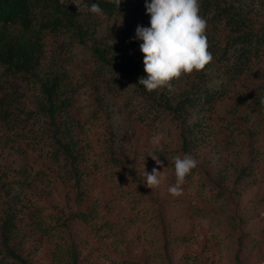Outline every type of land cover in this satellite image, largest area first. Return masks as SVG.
Here are the masks:
<instances>
[{
    "label": "rangeland",
    "instance_id": "obj_1",
    "mask_svg": "<svg viewBox=\"0 0 264 264\" xmlns=\"http://www.w3.org/2000/svg\"><path fill=\"white\" fill-rule=\"evenodd\" d=\"M89 1L73 0L71 4L79 13L84 27L94 29L95 36L108 35L110 44L123 47L127 34L121 22L130 21L136 30V15L139 18L140 13H135V9L143 10L145 7L139 5L145 4L146 0H121L120 4L128 7L127 12L119 11L120 14L112 18L92 14ZM244 1V7L250 5L258 13L264 11V0ZM144 27H150V23ZM61 38L65 44L64 69L72 85L80 89L78 105L83 119L81 142L87 153L86 163L94 166L92 170L99 178L89 188L98 202L95 204H107L110 218L103 213L105 205H101L93 211L88 222L77 227L82 234L79 253L86 258V264H167L163 250L166 237L171 241L174 264H264V177L254 181L256 185L253 187L245 185L236 198L240 209L246 213L248 227L247 230L245 228L247 234L244 233L246 250L241 252L238 241L242 235L237 231L234 208L227 192L223 194L215 189L199 169L195 168L186 177L183 195L174 197L169 193V187L175 184L174 163L171 161L177 155L183 158L179 131L174 123L149 112L145 106L149 102L138 97L136 86L129 80L116 82L108 78V89L103 94L104 109L94 107L90 103L89 88L85 83L80 85L83 72L93 66L91 54L70 34ZM223 72V66L214 72L209 83L213 92L230 91L233 111L250 115V120L253 118L264 126V80H234ZM185 86L180 79L174 82L173 92L179 93ZM20 87L27 111L32 107L37 87L34 82L22 83ZM230 105L227 101L219 102L211 123L216 128L220 127L218 122L228 125L225 133L229 142L222 150L226 154L214 152V146H217L214 133L203 135L200 141L203 144L201 148L207 152L205 164L213 173H220L228 180L237 167L246 164L248 154L242 147L244 134L230 129L228 122L221 121L225 115L223 112ZM197 119L198 116L194 115L191 122ZM38 130L37 122L27 121L23 116L12 114L3 120L0 123V165L10 154L13 169L25 168L21 183L25 181L28 189L23 191L19 186L18 192L26 196V210L32 214L31 219L33 217L30 241L39 247L40 264H70V243L60 239L58 230L48 228L56 218L52 206L61 204L65 197H71L70 188L64 182L62 163L55 160L43 141L33 138ZM155 133H163V139L160 145L153 147L150 140ZM262 141L264 143V138ZM112 148L120 154L124 164L128 162L121 172L114 165L102 164L103 156ZM150 152L159 156L163 168L148 156ZM134 155L137 156L136 163L131 160ZM260 159L264 160L263 157ZM133 165L138 179L127 169ZM154 168L164 171V178L153 191L144 185V171L151 173ZM260 175L264 176V170ZM141 182L142 185L139 184ZM153 196L165 203L163 214H158L160 211L151 203ZM35 235L42 236L41 244H35ZM0 264L10 263L0 255Z\"/></svg>",
    "mask_w": 264,
    "mask_h": 264
},
{
    "label": "trees",
    "instance_id": "obj_2",
    "mask_svg": "<svg viewBox=\"0 0 264 264\" xmlns=\"http://www.w3.org/2000/svg\"><path fill=\"white\" fill-rule=\"evenodd\" d=\"M72 1L0 0V123L12 114L37 122L39 132L33 138L43 141L55 160L62 163L64 182L70 188L71 197H65L61 204L52 206L56 218L48 228L58 230L60 239L70 243V264H86V258L79 253L82 234L77 227L88 222L93 211L101 205H105L103 213L107 217L109 209L106 203L95 204L98 202L89 188L99 178L95 177L97 172L92 170L94 166L86 163L87 153L82 148L83 119L78 105L80 89L72 85L64 69L65 44L61 37L67 34L91 54L93 66L83 72L80 84L85 83L89 88L90 103L104 109L103 94L108 89V78L116 82L129 80L134 83L138 97L149 102L145 105L149 112L174 123L179 131L183 155H192L198 161L196 169L205 175L215 189L223 194L227 192L234 208L237 231L242 235L238 241L239 249L241 252L246 250V213L240 209L236 198L245 185L253 187L256 185L254 181L264 177L260 175L264 170V160L260 159L264 158V126L253 118L250 120V115L235 113V108L230 105V91L214 93L209 83L221 66L223 73L234 80H264V11L258 13L250 5L244 7V0H200L199 14L207 21L206 34L213 61L203 71L182 78L186 86L179 93L167 89L149 93L139 84L141 77L147 78L144 54L140 51L143 41L135 38L136 30L131 22H121L127 34L123 47L113 46L108 35L95 36L94 29L84 27L79 13L71 7ZM93 3H98L103 14L109 18L128 9L123 4L118 7L113 0H91L88 6L91 7ZM143 6L145 4L139 5ZM135 10L137 14H144H139V18L136 15L138 26L144 27L150 21L146 7ZM121 17L124 18V15ZM30 82H34L37 89L32 107L26 111L20 85ZM222 100L227 101L230 107L223 112L225 115L221 121L228 122L230 129L244 134L242 147L248 151L246 164L237 167L229 180L220 173H213L205 164L207 152L200 143L203 135L211 136L214 133L217 143L214 152L226 154L222 150L229 142L225 133L228 125L219 122L218 128L211 125L217 113L216 107ZM194 115L198 119L192 123ZM215 137L211 139L212 142ZM17 154L21 155L19 152ZM7 155L0 165V255L10 264H40L39 247L30 241L33 217L31 219L32 214L26 210V196L18 192L19 186L23 191L28 189L25 181L21 183L25 168L13 169L10 154ZM119 155L114 148L110 149L103 156L102 164L114 165L121 172L128 162L124 164ZM131 160L136 163L137 156L134 155ZM127 169L136 179L139 178L134 165ZM151 203L160 211L158 214H163L166 207L163 201L153 196ZM41 239L42 236L35 235V244H41ZM170 243L166 237L163 250L166 263L174 264Z\"/></svg>",
    "mask_w": 264,
    "mask_h": 264
},
{
    "label": "clouds",
    "instance_id": "obj_3",
    "mask_svg": "<svg viewBox=\"0 0 264 264\" xmlns=\"http://www.w3.org/2000/svg\"><path fill=\"white\" fill-rule=\"evenodd\" d=\"M113 2L119 7L121 0ZM145 7L150 16V27L138 26L135 37L143 41L140 51L144 54V71L147 73V78L141 77L139 84L149 93L159 89L173 91L174 82L203 71L213 61L206 34L207 21L199 14L200 0H146ZM90 12L103 15L98 3L91 5ZM162 139L163 133H155L150 143L155 147ZM148 156L159 167H164L159 156L152 152ZM171 163H174L175 184L168 191L179 197L183 195L186 177L198 166V161L192 155L184 154L183 158L175 156ZM144 176V185L154 191L161 185L164 171L154 168L148 173L145 170Z\"/></svg>",
    "mask_w": 264,
    "mask_h": 264
}]
</instances>
